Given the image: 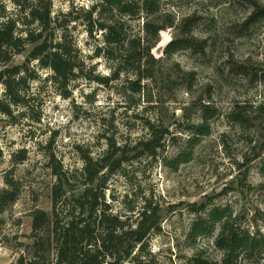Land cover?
Masks as SVG:
<instances>
[{"label":"rangeland","instance_id":"rangeland-1","mask_svg":"<svg viewBox=\"0 0 264 264\" xmlns=\"http://www.w3.org/2000/svg\"><path fill=\"white\" fill-rule=\"evenodd\" d=\"M92 1H52L53 14L74 7L78 17L69 29L81 51L83 70L73 80L70 96L60 95L43 70L42 78L32 82L31 109L15 106L12 117L0 112V193L11 187L16 195L13 201L0 199V264H33L32 213L51 209L54 167L67 172L69 188H76L82 182L78 173L84 155H101L108 138L120 144L146 137L148 119L168 132L155 157L125 162L106 175V201L113 211L131 219L144 199L163 210L160 226L151 231L138 260L141 264H195L197 258L222 264L215 233L196 240L188 233L195 217L212 205L229 204L234 212L245 213L246 225L249 221L264 225V15L247 23L255 4L263 5L264 0H165L162 7L174 13L176 23L160 32L153 49L156 57H164L166 44L180 35V19L194 14L197 19L189 31L205 41L204 53L180 49L172 57L173 64L193 73L192 94L175 76L172 62H166L170 80L148 84L145 92L152 102L142 98L136 103L122 96L121 85L133 77L129 66L108 85L86 78L107 76L118 64L94 53L102 34L86 31L84 10ZM0 4L7 12L15 9L11 0ZM24 56H16L14 62ZM201 99L209 100L218 112L209 122L208 134L188 144L190 125L201 122ZM234 107L248 123L232 118ZM185 150V159L178 160ZM244 173L251 187L240 193L237 182ZM125 194H130L133 211L123 203ZM193 204L206 208L195 213ZM44 257L36 264H53L54 250ZM235 264L255 263L248 258Z\"/></svg>","mask_w":264,"mask_h":264},{"label":"trees","instance_id":"trees-1","mask_svg":"<svg viewBox=\"0 0 264 264\" xmlns=\"http://www.w3.org/2000/svg\"><path fill=\"white\" fill-rule=\"evenodd\" d=\"M52 1L11 0L15 6L14 13L7 12L0 4V112L8 117L13 116L15 106L32 108V82L42 78L43 70L48 71L46 79L63 97L70 96L71 84L83 70L79 63L81 51L69 29L78 18L74 15V7L53 14ZM164 1L93 0L84 10V17L88 33L100 31L102 34V42L95 47L94 53L118 64L111 68V74L107 76L86 78L108 85L126 70L125 66H129L133 77L121 85L123 98L132 103L140 102L142 98L152 102V96H146L145 89L148 84L170 80L171 67L165 63L172 62L176 51L190 49L204 53L205 41L189 31L197 19L194 14L180 19V35L166 44L164 57H156L153 49L160 32L176 23L174 13L163 9ZM263 15L264 4L256 3L247 17V23ZM19 55H25L24 59L15 63L14 59ZM172 66L186 92L192 94L193 73L184 70L178 63L172 62ZM199 104L201 122L190 125L188 144L208 134L209 122L218 112L209 100L204 102L201 99ZM230 115L243 125L249 122L235 107ZM146 122V137L134 143L120 144L114 137L108 138L107 148L101 155H84L83 167L78 173L82 182L76 188H69L70 176L67 172L61 167H54L56 181L51 187V209L45 211L38 208L32 213L33 264L45 258L44 255L52 249L55 255L53 264H103L105 260L121 263L141 258L151 231L160 226L163 210L151 200L144 199L137 216L131 219L113 211L105 199L104 190L106 175L118 171L125 162L155 157L168 131L158 128L155 120L148 119ZM185 154L187 150L180 153L177 159L184 160ZM6 182L11 186L10 181ZM237 185L240 193L251 187L245 173ZM15 196L11 187L0 193V199L7 202L13 201ZM129 198L130 194H125L123 203L129 211H133ZM191 208L199 213L206 205L193 204ZM244 216V212H234L229 204L212 205L195 217L189 238L196 240L215 233L214 243L222 252V264H235L248 258L255 264H264V225L259 227L250 221L246 225L242 221ZM195 264L212 263L205 258H197Z\"/></svg>","mask_w":264,"mask_h":264}]
</instances>
